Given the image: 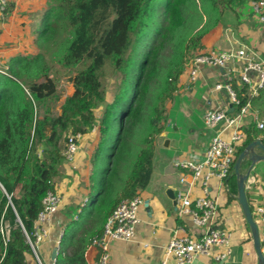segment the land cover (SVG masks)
I'll use <instances>...</instances> for the list:
<instances>
[{
    "label": "trees",
    "instance_id": "1",
    "mask_svg": "<svg viewBox=\"0 0 264 264\" xmlns=\"http://www.w3.org/2000/svg\"><path fill=\"white\" fill-rule=\"evenodd\" d=\"M247 1L257 0H47L35 32L39 51L11 57L0 72V264H24L33 254L27 234L33 239L43 198L65 176L67 135L87 134L98 120L89 200L66 225L54 262L87 264L84 252L117 204L151 181L156 140L169 122L168 103L188 60L204 48L211 30L238 23ZM61 29L66 36L53 56L75 74L74 92L59 112L58 83L42 42ZM108 64L120 73L112 101L103 81ZM247 134L238 155L258 136L264 143V129ZM106 150L108 164L101 166ZM232 179L235 184L236 175ZM89 222L98 223L96 230L85 231ZM6 224L7 243L1 231Z\"/></svg>",
    "mask_w": 264,
    "mask_h": 264
},
{
    "label": "crops",
    "instance_id": "2",
    "mask_svg": "<svg viewBox=\"0 0 264 264\" xmlns=\"http://www.w3.org/2000/svg\"><path fill=\"white\" fill-rule=\"evenodd\" d=\"M11 3L12 9L3 20H0V67L4 69L7 68L11 57L19 54H36L39 51L35 43V32L47 8V0H11ZM252 3L253 1L246 2L239 9L238 23L220 24L211 30L204 37V48L201 51L246 48L253 53L252 56L264 60V23L255 15ZM243 63L244 61L240 59L232 61L224 68L202 66L195 81L190 79L186 68L180 75L175 97L168 106L169 122L156 140L154 162L156 154H164L163 157L166 158L162 184L158 190H151L148 185L145 190L139 192L144 204L140 209L141 223L137 234L131 241L111 242V264H161L165 257V248L176 231L178 235L200 231L192 225L188 217L181 218L177 215L175 201L178 191L184 187L180 179L183 173L188 171L177 168L175 162L187 159L201 161L215 135L220 133L223 137H230L231 129L224 130V123L210 129L205 126L203 116L207 110L217 107L227 108L231 114L238 111L228 91L217 90L215 87L218 83L226 81L227 73L231 72L234 77L233 86L241 90L242 83L238 71ZM256 117L258 120L255 119ZM254 119L264 121V89L252 99L251 109L243 118V130L246 133L252 127L257 131L262 130L258 128ZM98 136L97 127L92 132L84 134L75 161L64 164L66 176L55 182V191L60 193L62 202L53 217L50 237L43 241L38 249L43 264L55 262L52 254L57 246L59 249L57 240L61 239L66 225L76 219L81 208L87 204L88 201L85 200H89L91 168L88 157H92L90 153L94 147L90 140L92 137L97 139ZM257 138L263 140V136ZM243 145L244 143L239 148ZM256 151L260 152V150ZM243 163L246 164V169L241 172L246 173L251 161L246 159ZM155 169L154 163L152 178L156 173ZM80 175L82 182H85L88 188H81ZM187 178L191 180V177L187 176ZM237 180L236 177L237 190L234 179L231 178L229 192L221 189L220 185L214 182L210 194L219 201L214 227L229 229L233 234L230 252L221 260L211 255L199 254L191 264L259 263L252 233L238 200ZM170 190L173 191L175 198L170 195ZM246 192L252 210L258 203L264 206V161L256 163L252 169L246 183ZM194 194L202 195V189L195 186ZM226 251L225 247L215 248L216 254ZM84 253L87 264L97 260L101 255L100 249L89 246ZM27 263L39 264L34 253L27 255ZM168 264L178 263L174 258H170Z\"/></svg>",
    "mask_w": 264,
    "mask_h": 264
},
{
    "label": "built area",
    "instance_id": "3",
    "mask_svg": "<svg viewBox=\"0 0 264 264\" xmlns=\"http://www.w3.org/2000/svg\"><path fill=\"white\" fill-rule=\"evenodd\" d=\"M10 3L11 0H0V20H3L7 15ZM252 8L255 15L264 23V0L253 1ZM251 54L253 53L246 48L237 50L211 49L200 51L186 64L190 79L195 81L202 66L224 68L232 61L242 59L244 63L238 71L242 87L241 90L235 89L232 84L234 77L231 72L227 73L226 81L218 83L215 88L227 90L238 111L231 114L227 108L217 107L207 110L203 116L207 128L213 129L224 123V130L231 129L230 137H223L220 133L215 135L206 148L204 159L201 161L187 159L175 162L177 168L188 171L184 172L180 179L184 187L178 191L176 197L177 215L181 218L188 217L192 225L200 231L185 235H178L176 231L165 248V257L161 264H168L170 258H174L178 264H191L199 254L211 255L217 260H221L230 252L233 234L229 229L214 227L219 211V201L210 194L214 182L220 185L221 189L230 191V179L236 175L234 166L239 156V146L245 143L248 138L247 133L243 130V118L251 109L252 99L264 89V60L257 59ZM241 96L246 97L244 104H242ZM255 119L258 120L257 117ZM256 125L258 128L264 129V121H256ZM83 138L84 134L80 132L67 135L63 149L65 162L73 163L75 161ZM187 176L191 177V180H188ZM195 186L202 189V195L195 196ZM61 202L60 193L49 190L43 198V207L34 223L33 239L27 234L39 264H43V262L38 249L41 243L51 235L53 217L58 212ZM143 204L144 199L139 194L134 198L123 199L117 204L107 218L102 233L91 239L89 247L100 249L101 255L97 260L90 261L88 264H111V242L131 241L135 238L141 223L140 209ZM252 212L259 227L264 251V206L258 203ZM1 231L5 243H7L10 239L9 225L6 224L1 228ZM59 242L60 238L57 240L58 244ZM223 247L226 248V252L215 253V248ZM24 264H28L27 261Z\"/></svg>",
    "mask_w": 264,
    "mask_h": 264
},
{
    "label": "rangeland",
    "instance_id": "4",
    "mask_svg": "<svg viewBox=\"0 0 264 264\" xmlns=\"http://www.w3.org/2000/svg\"><path fill=\"white\" fill-rule=\"evenodd\" d=\"M247 2H249V1H247ZM160 10H163V9L161 8ZM65 36H66L65 31H63L61 29L56 33V36L54 39L50 38L51 40L48 39V40H45L42 42V46L46 52L48 64H50L51 67L53 68L52 69V76L55 78V80L58 83V91H59V95H60V100H58L55 103V107H56V110H58L59 112L61 111L60 105L64 101L66 96L71 95L74 92V86H73L72 82L70 81V77H72L75 74V72L74 71L71 72L70 70L64 68L61 64H59L57 62V60L53 56V53L56 51L59 41L62 40ZM37 48H38V46H37ZM38 50H39V48H38ZM0 72H4V68L0 67ZM119 78H120V73L115 72L114 68L110 64L105 66L103 81H104V86L107 90V94H106V100L107 101L113 100V97H114L113 94H114V90L116 88L115 85H116L117 81H119ZM170 103L171 102L168 103V106ZM101 109H103V108L99 107L98 109H96V112L99 113V111H101ZM175 117H176V115H175ZM98 123H99V121L97 120L94 128L97 127L98 131H99V124ZM92 131H90V132H92ZM117 134H118V126L115 125L113 132L111 133V135L109 137L108 150L111 149L113 143L115 142ZM95 139H96L95 137H92L90 140V142L92 144H94L93 151H91V153H90L91 155H93L95 149L97 148L99 136L97 137L96 141H95ZM108 150H106V152H104V154H103V159H101V161H100L101 166H105L108 164V157H109L108 156ZM163 155L164 154H162V155L156 154V158H155L154 163H155V168L157 169V171L155 169L156 173L154 174V177L152 178V181L150 182L149 187H148L151 190L152 189L158 190L160 184H162L163 168L166 165L165 164L166 158H165V156L163 157ZM88 160L90 161L89 166H90L91 171H92V157H90V158L88 157ZM72 165L74 166V164H72ZM245 169H246V164L242 163L241 170L244 171ZM70 171H71V169H70ZM65 176H66V170H65ZM68 177L73 178V176H68ZM62 179H63V177L57 178L56 181H59ZM175 179H177V177ZM80 186H81V188L82 187L88 188L85 185V182H82L81 175H80ZM89 189H90V187H89ZM80 190L82 191V189H80ZM85 191L86 190H84V192ZM82 209L85 210L84 207H82L81 210ZM97 227H98V223L89 222L85 225V231L88 230V232H89L91 230H96Z\"/></svg>",
    "mask_w": 264,
    "mask_h": 264
},
{
    "label": "water",
    "instance_id": "5",
    "mask_svg": "<svg viewBox=\"0 0 264 264\" xmlns=\"http://www.w3.org/2000/svg\"><path fill=\"white\" fill-rule=\"evenodd\" d=\"M256 150H260V152H257ZM246 159H249L251 161V164L247 172L242 173L241 165L243 161H245ZM260 161H264V143L262 142L261 139H255L252 142H250L246 146V148L239 154L234 167H235V172L238 178L237 180L238 200L242 207L244 216L246 218V221L252 233L255 249H256V252L259 258L258 264H264V251L262 248L259 227L253 217V212L251 209L250 201L247 197V192H246V183H247V180L249 179L251 171L254 168L255 164ZM169 193L173 198H175L173 191L170 190ZM57 254H58V246L53 251V254H52L53 260H56Z\"/></svg>",
    "mask_w": 264,
    "mask_h": 264
}]
</instances>
